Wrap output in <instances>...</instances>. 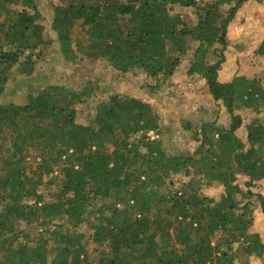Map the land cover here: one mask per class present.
<instances>
[{"label":"trees","instance_id":"obj_1","mask_svg":"<svg viewBox=\"0 0 264 264\" xmlns=\"http://www.w3.org/2000/svg\"><path fill=\"white\" fill-rule=\"evenodd\" d=\"M247 1L57 0L51 30L66 62L100 60L168 81L194 41L188 74L201 76L237 123L202 125L193 132L197 153L171 154L150 135L159 131L151 105L134 97L110 96L86 125L76 105L87 94L63 85L0 105V264H91L89 243L95 264H264V243L250 231V189L264 180V88L246 76L220 83L223 54L208 60L214 45L227 46ZM176 7L194 9L190 29ZM44 30L36 0H0V96L15 66L34 72L52 43ZM253 54L264 58V36ZM240 110L256 116L245 143L235 134ZM53 184L58 192L46 201L39 190ZM214 184L218 200L203 193Z\"/></svg>","mask_w":264,"mask_h":264},{"label":"rangeland","instance_id":"obj_2","mask_svg":"<svg viewBox=\"0 0 264 264\" xmlns=\"http://www.w3.org/2000/svg\"><path fill=\"white\" fill-rule=\"evenodd\" d=\"M36 3L42 16L45 39L52 43L43 51L42 58L36 61L31 75H22L19 66L13 68L7 89L0 96V105L21 104L31 92L48 85H63L69 90L87 94L76 105V122L86 125L93 118L97 106L110 96L134 97L151 105L155 117L159 119V131L157 135H150L161 140L163 148L171 154L197 153L199 143L194 140L193 132L202 125L213 124L214 127L223 129L236 125L237 122L228 114L222 102L212 99L205 80L199 75L188 74L194 61L196 42H189L187 52L181 57L175 74L168 81L148 77L137 69L123 74L100 60L81 57L75 62H66L59 53L55 34L51 30L53 8L57 5V0H36ZM172 14L180 15L189 29L195 24L193 8L176 7ZM263 21L264 0L247 1L229 25L227 46L222 49L220 45H214L209 50L210 63H215L220 53L224 56V62L218 71L220 83H227L236 76H246L259 80L264 88V58H256L253 54L264 36ZM235 115L241 118V125L235 130V134L245 143V127L256 116L244 110L235 111ZM259 118L264 120V115ZM241 161L247 162V156ZM246 181L245 176L237 177V183L244 192L247 190L244 186ZM39 191L45 195L46 201H52L58 187L53 184L42 187ZM250 191L254 194L250 201L255 207L250 231L257 233L264 243V213L256 198L261 195L264 199V180L257 182ZM203 193L218 200L222 189L214 184L203 189ZM79 231L86 235L90 233L86 226H81ZM96 256L89 243L88 259L91 264H95ZM250 261V264H260L255 258Z\"/></svg>","mask_w":264,"mask_h":264}]
</instances>
